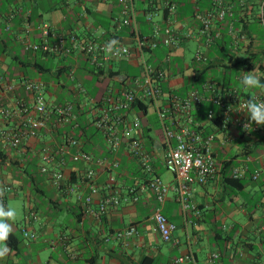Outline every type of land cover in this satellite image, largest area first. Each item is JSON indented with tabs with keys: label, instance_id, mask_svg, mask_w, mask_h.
Listing matches in <instances>:
<instances>
[{
	"label": "crops",
	"instance_id": "1",
	"mask_svg": "<svg viewBox=\"0 0 264 264\" xmlns=\"http://www.w3.org/2000/svg\"><path fill=\"white\" fill-rule=\"evenodd\" d=\"M183 1H187L192 7L191 14L182 16ZM250 1L252 13L245 18L243 27L253 38L251 55L261 54V57L257 64L248 66L247 72L255 69L257 75L264 77V70L260 71L258 68L264 60V22L258 20V17L262 16L263 0ZM143 2L148 3V10H137L136 4ZM167 3L175 5V16L168 15L165 8ZM208 4V0H133L132 15L123 16L121 11L125 6L117 0H0V51L4 50L3 54H0V77L10 81H18L21 78L41 79L52 84V92L58 98L61 92L63 97H69L68 93L73 89L72 83L65 79L63 73L72 61L35 57L31 53L24 52L21 41L27 39L24 33L25 26L29 24L37 28L47 24L55 33H73L82 40L114 37L134 50L132 29L127 25V21L133 16L138 26V33L142 37H149L155 25L169 26L173 30L178 42L171 53L167 90L182 96L186 91L197 89L200 84L211 81L219 89H237L240 96L246 99L259 93L264 94V90L245 89L240 84V71L245 70L243 59L246 54L243 52L236 56L231 66L212 63L203 77L194 78V71L198 67L192 61L193 55L186 61V51L189 50L191 43L195 45L196 51L199 42L197 38L187 40L184 36L191 34L197 26L193 20L195 11H202ZM10 15L12 18L9 20ZM156 15H159V21L152 22V17ZM104 24H108L109 33L102 28L101 25ZM27 37L31 42H37L40 40V33L35 29L33 34ZM167 50L160 46L150 54L151 58H154L152 62L162 66L161 61ZM227 51L222 53L213 51V54L225 60L228 57ZM15 57H18V61L22 63H28L27 66L19 64L12 66L11 62ZM35 62L43 67L42 72L33 68ZM44 69L48 70L44 71ZM111 70L121 71V77L127 72L131 76H138V59L116 63ZM32 73L38 77L32 78ZM77 76L82 85L84 81H92V76L85 70L80 71ZM120 80L121 78L118 81ZM109 86L118 87L119 84L111 83ZM17 92L22 94L21 89ZM0 103H5V94L0 93ZM202 105L210 107L198 116L197 113ZM202 105L194 111V114L198 121L205 123L203 127L205 132H210L212 129L206 124L204 115L210 109L216 112L218 109L208 102ZM145 120L149 122L151 132H154L150 120ZM0 128H5L1 114ZM229 134L232 139L222 142V134L216 132L220 159L241 155L240 152L249 155L252 159L261 154L259 160L250 164V169L259 171L258 181L244 180L245 186L239 192L248 194L250 199L253 196L259 197L260 201L256 203V207L260 208V212L244 213V206L241 205L239 209L247 218V223L245 225L233 223L226 226L224 219L228 217L229 210L235 207V204L233 193L229 187L223 186V182L192 185L185 209L176 203L174 194L169 193L161 207V212L168 221L176 225L173 233L175 243H166L160 239L151 218L155 201L141 181V175L135 173V166L125 153H119L121 165L112 174L114 186L121 198H129L128 190L134 188L138 200L135 203L123 202L120 206L110 208L105 214L95 218L77 199L75 193L85 197L88 195V189L73 175H70L66 182V186L73 190L71 192L66 186L61 190L54 188L49 179L41 174L40 178L35 176L25 178L11 174L13 168L20 172L21 169L26 168V155L33 157L38 171L35 152L39 145L35 140H25L17 150H13L5 149L0 139V182L10 189L4 201L6 204H15L21 197L24 200L22 214L13 225V233L21 236V241L17 244L16 250H12L5 259L0 260V264H140L144 257L152 259L154 264H174L175 259L190 253L198 264H208L207 258L215 252H219L221 257L213 264L264 263V231L259 232L261 227L264 228L263 147L256 146L257 133L245 135L233 125ZM87 146L90 147L88 152L96 157L112 158L100 136L92 139ZM76 167L80 168L81 165ZM5 169L9 171L5 173ZM162 172L166 171L160 168L158 173L162 175ZM109 175L111 173L103 171L97 174L95 180L97 193L92 196L90 206L94 211L102 196L108 192ZM172 182V176L165 181L170 184ZM27 210L36 214L35 222L25 223L24 214ZM223 225L226 227L225 230ZM129 226H133L137 232L132 239L105 242L106 236ZM22 229L37 234V239L25 240Z\"/></svg>",
	"mask_w": 264,
	"mask_h": 264
},
{
	"label": "built area",
	"instance_id": "2",
	"mask_svg": "<svg viewBox=\"0 0 264 264\" xmlns=\"http://www.w3.org/2000/svg\"><path fill=\"white\" fill-rule=\"evenodd\" d=\"M117 1L125 6L121 11L123 16L132 15L133 0ZM208 3L202 11H195L193 20L197 26L191 34L184 36L187 40L197 38L199 42V48L192 58L197 70L202 71L212 63L231 66L236 56L243 52L246 54L243 59L244 71L247 72L248 66L252 64L250 49L253 47V38L244 29L243 22L251 16V1L208 0ZM165 8L169 16H175L174 4L167 3ZM8 18L10 20L12 16ZM127 25L132 29L134 50L114 37L82 40L73 33H55L47 24L37 28L27 24L24 29L27 39L21 41L24 52L35 57L72 61L63 73L65 79L72 83L73 89L68 94L72 92L82 97V106L87 111L86 118L98 131L112 158L96 157L83 150L82 142L73 135V131L78 128L75 102L67 96L59 102L58 96L52 92V84L41 79L21 78L10 81L0 77V93L5 94V103H0V114L5 121V128H0V139L5 149L13 150H17L25 140H35L39 145L35 152L38 173L46 176L58 190L66 186L70 175L76 177L88 189L87 196L75 193L76 197L95 218L123 202L135 203L138 200L134 188L128 190L129 198H121L114 186L112 174L121 165L119 153H125L155 201L151 218L160 239L166 243H175L173 233L176 225L161 212L168 194L173 193L176 203L185 209L192 185L222 183L225 178L257 182L259 171L250 169V164L259 160L261 154L252 159L240 152L241 155L220 159L216 132L222 134V142H226L232 139L229 132L233 125L245 135L258 133L263 126L248 121L247 114L242 111V104L247 99L242 98L235 88L219 89L214 82L207 81L182 96L167 90L171 53L178 42L173 30L169 26L155 25L149 37H142L133 16ZM35 29L40 33V40L31 42L27 36L32 35ZM113 39L119 41L121 48L127 49L119 57L109 56L104 51L105 45ZM224 41L229 42L226 58L229 61L214 55L212 51L217 43ZM160 46L168 49L162 58V66L149 62L150 54ZM133 58L139 62L138 76L122 77L119 87L108 86L98 99L90 98L78 81L77 74L83 62L96 74L100 71L108 72L114 64ZM19 89L22 94H18ZM254 96L258 101H264V94ZM204 102L218 109L217 112L210 109L204 115L206 124L212 129L210 132H205V123L198 121L194 114ZM133 105L146 108L144 117L150 110L156 116L160 130L149 133L150 145H147L149 139L143 134L142 120ZM229 106L232 111H229ZM77 165L81 167L77 168ZM160 168L172 176V184L161 179L158 173ZM100 171L111 175L107 179L108 192L102 196L94 211L90 206L92 196L97 193L95 180ZM66 187L73 191L69 186ZM262 209L264 211V203ZM36 220L33 211L25 212V223ZM225 228L223 225V230ZM263 231L261 227L259 232ZM136 233V229L129 226L106 236L104 240L127 241ZM22 235L29 241L37 239V234L28 233L25 229H22ZM220 257L219 252L212 253L207 263L213 264ZM174 264L198 263L190 253L175 259Z\"/></svg>",
	"mask_w": 264,
	"mask_h": 264
},
{
	"label": "trees",
	"instance_id": "3",
	"mask_svg": "<svg viewBox=\"0 0 264 264\" xmlns=\"http://www.w3.org/2000/svg\"><path fill=\"white\" fill-rule=\"evenodd\" d=\"M183 5H184V10L182 11V16L183 15H186V14H191L192 13V7L188 4L187 1H183ZM258 20L259 22L263 23L264 22V0L262 1V16L261 17H258ZM102 28H104L107 32L109 31V26L108 24H104V25H101ZM109 33V32H108ZM229 45V42L228 41H224L223 43H217V45H215L213 48H212V51H218L219 53H222L223 51L227 50V47ZM4 50L2 49L0 51V54H3ZM261 57V54L258 55V56H252L251 55V63L252 64H257V62L259 61V58ZM262 59V58H261ZM13 61L11 62V65L12 66H16V65H22V66H27L26 63H22L20 61H18V57H15L12 59ZM153 61V58L149 59V62H152ZM237 63H240V62H237ZM245 63V62H243ZM81 65V69L80 71H84L87 72V74H90L92 76V81H84L83 82V88L85 89L86 91V94L90 97V98H93V99H98L99 95L102 94V93H105V90L107 89V87L109 85H111V83H120L118 80L119 78H122L121 77V71H114V70H110L108 72H98V73H94V71L92 69H89L86 64L83 62L80 64ZM33 68L34 69H37L38 72H42L41 70H43V67H41L40 64L38 63H34L33 64ZM209 67L207 68H204L202 71H199V70H195L194 71V78L195 79H199L201 77H203V75L205 74V72L208 70ZM259 70L260 71H263L264 70V60H263V63L260 64L258 66ZM48 69H44V71H47ZM124 77H127V78H130V77H135V76H131L129 72L125 73L124 74ZM262 79V82H264V77H261ZM115 87V86H113ZM119 87V86H118ZM195 87H198V85H195ZM61 96L59 99V102L60 100H62L63 98V92L60 93ZM75 93H70L68 96V98L71 100V101H74L75 102V109H76V112L78 113V128L75 129L73 131V135L80 141L82 142V145H83V150L88 152L90 151V147L87 146V143H89L92 139H94L95 137H99V133L98 131H96V129L93 127L92 123L88 121V119L86 118V109L82 106V97L75 94ZM133 107L135 108V110L137 111V115L138 117L142 120L146 114V108H140L139 105H133ZM210 106L209 105H202L200 110H199V113H197L198 116H201L203 111H206ZM142 125H143V128H142V131H143V134L145 135V137H147L149 139V142L147 145H150V135L149 133L151 132V128H149V122L146 121V120H142ZM92 128L94 130H92ZM256 135V138H257V147L261 146L263 147L264 146V126H263V129L258 132ZM29 155H26L25 157V169H21V173L22 174H25L26 176H29V178L33 177L31 172L28 170L27 168V165H32L33 164V167H36V163H35V160H34V163H31L30 161L27 160V157ZM135 173L138 174V172L135 170ZM223 186L224 187H229L231 189H233L234 191H238V192H241L245 186V182L243 180H240V181H234V180H231V179H228V178H225V180H223ZM21 241V236L17 235V234H14L12 233V235L9 237V240H8V246L12 249V250H16V247H17V244ZM140 264H154V261L148 257H144L141 259V262Z\"/></svg>",
	"mask_w": 264,
	"mask_h": 264
},
{
	"label": "clouds",
	"instance_id": "4",
	"mask_svg": "<svg viewBox=\"0 0 264 264\" xmlns=\"http://www.w3.org/2000/svg\"><path fill=\"white\" fill-rule=\"evenodd\" d=\"M104 51L109 56L119 57L127 49L121 48L119 41L113 39L105 45ZM240 73V84L245 89L264 90V82L256 74L255 69L248 72L240 71ZM229 111H232L231 106H229ZM242 111L247 114L248 121L254 122L257 126H264V101H258L255 96H250L242 104ZM8 191H10L8 186L0 182V260L5 259L12 251L8 246V240L14 231L13 225L19 220L21 215V209L17 205L5 203L4 198Z\"/></svg>",
	"mask_w": 264,
	"mask_h": 264
},
{
	"label": "rangeland",
	"instance_id": "5",
	"mask_svg": "<svg viewBox=\"0 0 264 264\" xmlns=\"http://www.w3.org/2000/svg\"><path fill=\"white\" fill-rule=\"evenodd\" d=\"M136 6H137V10L147 11L148 10L147 8H148L149 5H148L147 2H143V3H139L138 5L136 4ZM156 21H159V15H156V16L152 17V22H156ZM195 49H196L195 45L193 43H191V45L189 47V50L186 51V57H187L186 61H188L191 58V56L195 52ZM31 77L32 78H37L38 76L35 73H32ZM43 77H41V78H43ZM143 119L144 120L145 119H147V120L149 119L150 122H151V126L153 128V131L154 132H159L160 126H159V124H158V122L156 120V116L154 115L152 110H150V112L148 113V116L144 117ZM92 130H94V129L92 128ZM27 160L30 161L31 163H34V159H33V157L31 155H29L27 157ZM27 168L31 172L32 176H35L37 178L41 177L40 174L38 173V171H36V167H33V164L32 165H27ZM8 171H9L8 169H5V173L8 172ZM13 173L16 174V175L24 176L25 178L29 177V176H26L24 174L23 175L20 174L21 172L19 170H17L16 168H13L11 170V174H13ZM170 178H171L170 174H168L166 172H162L161 179L164 182L169 180ZM229 190L234 195L233 199H234L235 207L233 206V208L229 210L228 217L226 219H224L225 220V224H226V226H230L233 223H237V225H245L247 223V218L245 217L243 212L241 213V210L239 209V207L241 205L244 206L243 207L244 208V213H251V212L254 211L253 213L258 214L260 212V208L256 207V203L260 201L259 197L253 196L252 199H250V198H248V194H245L244 192L239 193L237 191L232 190L231 188H229ZM23 203H24V200L21 197L14 204V205H17L21 209V214H22ZM235 238H234V241H235ZM25 240H28V239H25Z\"/></svg>",
	"mask_w": 264,
	"mask_h": 264
},
{
	"label": "water",
	"instance_id": "6",
	"mask_svg": "<svg viewBox=\"0 0 264 264\" xmlns=\"http://www.w3.org/2000/svg\"><path fill=\"white\" fill-rule=\"evenodd\" d=\"M263 26H264V24H263Z\"/></svg>",
	"mask_w": 264,
	"mask_h": 264
}]
</instances>
